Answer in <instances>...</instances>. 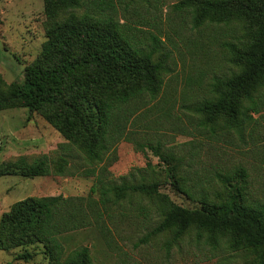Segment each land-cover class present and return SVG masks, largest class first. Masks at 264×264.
<instances>
[{
    "label": "rangeland",
    "instance_id": "1",
    "mask_svg": "<svg viewBox=\"0 0 264 264\" xmlns=\"http://www.w3.org/2000/svg\"><path fill=\"white\" fill-rule=\"evenodd\" d=\"M114 1L120 23L137 26V35L146 43L150 33L161 42L157 56L165 60L167 70L159 95L134 120L138 132L133 140L120 142L99 165L91 164L43 116L24 107L0 110V164L20 156L31 162L47 155L53 168L43 177H0V219L26 198H108L101 209L104 232L89 227L63 235L64 256L87 247L92 264H249L250 252L240 250L229 256L212 250L193 229L176 241L170 232L151 234L163 206L172 203L191 209L196 205L188 194L195 200L204 195L223 201L229 188L219 175L234 184L241 179L235 176L238 169L246 174L247 198L264 200V109L241 135L219 126L215 132L197 128L202 117L195 114V107L211 98L216 78L236 70L222 47L233 41L231 32L208 24L195 27L189 10L174 8L181 0ZM60 6L59 0L0 2V78L5 84L22 83L25 69L40 59L48 15L56 17ZM170 155L178 165L179 189L171 185L167 174L175 163ZM161 156L169 157L168 164ZM62 165L64 173L59 174L57 168ZM97 180L105 186L109 182L157 184V193H129L114 203L112 194L102 195ZM25 253L30 260L19 258ZM49 263L42 244L0 249V264Z\"/></svg>",
    "mask_w": 264,
    "mask_h": 264
},
{
    "label": "trees",
    "instance_id": "2",
    "mask_svg": "<svg viewBox=\"0 0 264 264\" xmlns=\"http://www.w3.org/2000/svg\"><path fill=\"white\" fill-rule=\"evenodd\" d=\"M59 1L60 13L48 15L40 59L25 69L23 82L7 85L0 78V110L24 107L43 116L91 164L99 165L120 142L133 140L138 132L134 120L159 95L167 70L165 60L157 56L161 42L150 33V43H146L137 35V26L120 23L114 0ZM174 8L189 10L195 27L208 24L231 32L233 41L222 47L236 70L226 78H216L211 98L194 112L202 117L198 129L215 132L219 126L241 135L264 109V0H181ZM161 159L168 164L169 157ZM52 169L47 155L31 162L20 156L0 164V177H43ZM177 170L175 162L167 174L171 185L179 189ZM62 171L63 165L57 168L59 174ZM235 176L241 179L232 184L219 175L229 188L223 201L204 195L195 200L188 194L196 203L191 209L172 203L163 206L151 234L170 232L176 241L193 229L212 250L229 256L248 251L252 254L249 264H264V200L247 198L243 169ZM97 183L104 197L112 194L114 203L129 193H157V184ZM107 201L90 195L21 200L0 219V249L38 243L45 247L49 264H92L87 247L64 256L60 239L89 227L102 234L101 209ZM19 258L27 261L31 255Z\"/></svg>",
    "mask_w": 264,
    "mask_h": 264
}]
</instances>
